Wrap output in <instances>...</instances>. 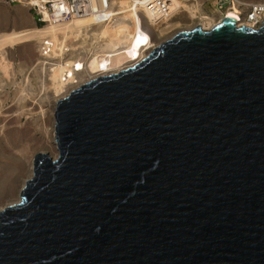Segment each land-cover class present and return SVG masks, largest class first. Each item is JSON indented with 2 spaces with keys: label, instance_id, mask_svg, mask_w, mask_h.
Returning a JSON list of instances; mask_svg holds the SVG:
<instances>
[{
  "label": "water",
  "instance_id": "95a60500",
  "mask_svg": "<svg viewBox=\"0 0 264 264\" xmlns=\"http://www.w3.org/2000/svg\"><path fill=\"white\" fill-rule=\"evenodd\" d=\"M54 121L0 264H264V21L181 31Z\"/></svg>",
  "mask_w": 264,
  "mask_h": 264
},
{
  "label": "rangeland",
  "instance_id": "374dc122",
  "mask_svg": "<svg viewBox=\"0 0 264 264\" xmlns=\"http://www.w3.org/2000/svg\"><path fill=\"white\" fill-rule=\"evenodd\" d=\"M118 1L111 0L110 8H115ZM199 1L212 21L221 17L209 0ZM259 1L240 0V3L245 7ZM29 8L26 1L0 0V34L41 26L35 23ZM179 11L156 24L155 32L151 28L157 46L181 31L202 25L199 20L189 19L183 7ZM74 55L68 53L66 60ZM6 56L14 66V76L7 80L0 75V211L20 201V192L32 177L35 155L42 153L57 158L54 135L56 103L86 83L82 69L73 61L67 64L72 72L71 80L65 85L53 82L50 64H41L43 60L33 43L8 48ZM21 86L27 87L31 94L21 96Z\"/></svg>",
  "mask_w": 264,
  "mask_h": 264
},
{
  "label": "bare ground",
  "instance_id": "6f19581e",
  "mask_svg": "<svg viewBox=\"0 0 264 264\" xmlns=\"http://www.w3.org/2000/svg\"><path fill=\"white\" fill-rule=\"evenodd\" d=\"M22 1H26V4L28 2L29 5L41 6L52 0H19L20 3ZM238 2L240 0H233L224 14L217 12L221 17L215 22L204 13L202 1L199 0H171L168 12L162 16L149 13L144 7L145 0H119L115 8L109 9L111 17L105 23L97 24L91 16L81 15L67 21H49L46 25L2 33L0 75L7 80L14 76V66L6 56V49L33 43L40 53V44L47 40L53 45L50 55L52 64L49 65L52 81L62 83L60 85L67 84L72 78L70 76L72 72L67 64L73 61L82 69L88 83L102 76L120 73L144 60L157 47L153 40L155 25L173 17L182 7L188 13L189 19L202 23L200 27L203 31L211 30L224 16L234 19L236 26H244ZM68 53L76 55L66 60ZM39 58L43 60L41 64H48L40 54ZM19 93L21 96H27L31 91L21 86Z\"/></svg>",
  "mask_w": 264,
  "mask_h": 264
},
{
  "label": "built area",
  "instance_id": "2783aa9c",
  "mask_svg": "<svg viewBox=\"0 0 264 264\" xmlns=\"http://www.w3.org/2000/svg\"><path fill=\"white\" fill-rule=\"evenodd\" d=\"M9 1L14 2V0ZM209 1L215 11L220 14H224L233 2V0ZM170 3L171 0H145L144 7L152 15L162 16L168 12ZM26 5L30 7L29 9L32 11L37 25H46L49 21H67L81 15L91 16L95 23L100 24L107 22L111 17L109 13L111 0H52L41 4V6L29 5L28 2ZM237 5L242 11L241 18L244 27L257 30L262 26L264 21V0L245 7H243L240 2H238ZM224 18L227 17L224 16ZM224 18H222V20ZM39 48L40 56L45 58L48 64H52L50 58L53 50L52 43L45 40L40 44Z\"/></svg>",
  "mask_w": 264,
  "mask_h": 264
}]
</instances>
